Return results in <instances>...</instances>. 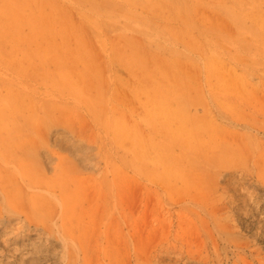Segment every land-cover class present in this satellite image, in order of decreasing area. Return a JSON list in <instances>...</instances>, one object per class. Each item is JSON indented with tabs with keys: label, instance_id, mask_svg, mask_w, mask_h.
<instances>
[{
	"label": "rangeland",
	"instance_id": "1",
	"mask_svg": "<svg viewBox=\"0 0 264 264\" xmlns=\"http://www.w3.org/2000/svg\"><path fill=\"white\" fill-rule=\"evenodd\" d=\"M0 264H264V0H0Z\"/></svg>",
	"mask_w": 264,
	"mask_h": 264
},
{
	"label": "bare ground",
	"instance_id": "2",
	"mask_svg": "<svg viewBox=\"0 0 264 264\" xmlns=\"http://www.w3.org/2000/svg\"><path fill=\"white\" fill-rule=\"evenodd\" d=\"M61 92V91H60ZM63 94V93H62ZM67 95V94H66ZM121 97V96H120ZM27 99V98H26ZM32 99V98H31ZM2 100V99H1ZM11 101V100H10ZM15 102V101H14ZM81 103V102H80ZM173 104V103H172ZM15 105V104H14ZM49 108V107H48ZM51 108V107H50ZM85 110V109H84ZM50 111V110H49ZM110 115V114H109ZM254 129V128H253ZM114 154V153H113ZM44 176V175H43ZM78 178V177H77ZM20 179V178H19ZM40 179V178H39ZM64 181V180H63ZM61 187V186H60Z\"/></svg>",
	"mask_w": 264,
	"mask_h": 264
}]
</instances>
